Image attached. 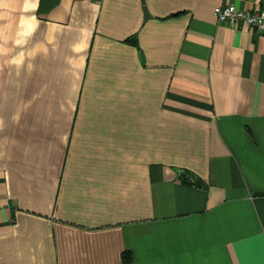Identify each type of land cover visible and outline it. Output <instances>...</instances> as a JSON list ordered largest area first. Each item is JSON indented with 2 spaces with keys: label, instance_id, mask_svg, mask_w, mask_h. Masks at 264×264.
I'll return each mask as SVG.
<instances>
[{
  "label": "crops",
  "instance_id": "crops-1",
  "mask_svg": "<svg viewBox=\"0 0 264 264\" xmlns=\"http://www.w3.org/2000/svg\"><path fill=\"white\" fill-rule=\"evenodd\" d=\"M228 3L264 10L0 0V264H264V36Z\"/></svg>",
  "mask_w": 264,
  "mask_h": 264
},
{
  "label": "built area",
  "instance_id": "built-area-1",
  "mask_svg": "<svg viewBox=\"0 0 264 264\" xmlns=\"http://www.w3.org/2000/svg\"><path fill=\"white\" fill-rule=\"evenodd\" d=\"M213 16L218 24H227L233 28L245 25L254 34L264 36V10H242L228 3L216 7Z\"/></svg>",
  "mask_w": 264,
  "mask_h": 264
},
{
  "label": "water",
  "instance_id": "water-1",
  "mask_svg": "<svg viewBox=\"0 0 264 264\" xmlns=\"http://www.w3.org/2000/svg\"><path fill=\"white\" fill-rule=\"evenodd\" d=\"M143 11H144L145 18H148V14L145 8H143Z\"/></svg>",
  "mask_w": 264,
  "mask_h": 264
}]
</instances>
